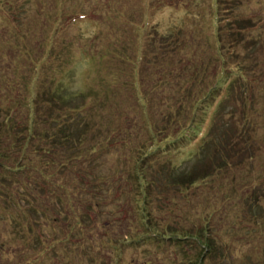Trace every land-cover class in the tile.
I'll list each match as a JSON object with an SVG mask.
<instances>
[{
    "label": "rangeland",
    "instance_id": "obj_1",
    "mask_svg": "<svg viewBox=\"0 0 264 264\" xmlns=\"http://www.w3.org/2000/svg\"><path fill=\"white\" fill-rule=\"evenodd\" d=\"M157 62L164 74L156 68ZM138 75L142 90L146 84L152 94L148 112L152 119L146 126L141 125L134 103L137 96L138 105L147 109ZM217 85L223 86L219 111L213 120L212 114L206 116L207 122L200 127ZM96 86L102 98L90 92L83 98L72 96L73 91ZM184 89L196 93L195 100L190 99L198 103L196 117L192 119L191 108L185 119L167 124L171 113L191 106L184 101ZM41 99L51 109L81 101L84 118L80 119L83 124L89 122L84 131L91 135L85 146L94 139L97 148L101 128L94 129L92 124L133 128L132 139L138 145L148 143L150 129L157 130L153 126L159 125L152 168L165 175L167 168L177 175L207 170L208 179L183 195L160 188L161 221L172 238L143 242L140 248L134 242L125 249L122 242L129 239L122 238L128 232L123 226L132 227V221L138 220L132 196L138 181L129 174L133 164L123 161L134 153L120 144L123 136L117 135L109 154L96 151L95 157L100 158L96 164H103L96 167L97 175L108 176V182L113 179L114 194H106L109 201H99L105 189L101 182L91 189L93 196L81 200L113 206L99 214L81 203L77 215L87 219L81 232L70 235L68 247L62 244L45 252V246L30 245L13 256L1 249L0 264H199L201 249L196 241H179L173 231L195 233L206 222L212 225L210 239L217 248L201 264H264V0H0V117L6 115L4 110L20 107V112L12 114L22 127L27 103ZM193 126L199 129L194 131ZM213 131L217 139L207 144ZM18 137H5L4 145ZM153 145L147 144L145 152L155 149ZM35 146L50 152L41 165L59 164L65 157L64 151L46 141L37 140ZM68 179L62 175L59 183L70 189L76 181ZM9 188L11 193L16 190ZM122 192L129 195L119 196ZM16 214L17 210H4L0 204V243L4 245L17 247L31 238L11 230L15 228L10 219ZM73 215L70 212L58 224L61 239L67 236L66 221L72 224ZM43 231L45 238L54 233ZM69 249L72 254L66 253ZM77 251L82 253L80 261Z\"/></svg>",
    "mask_w": 264,
    "mask_h": 264
},
{
    "label": "trees",
    "instance_id": "obj_2",
    "mask_svg": "<svg viewBox=\"0 0 264 264\" xmlns=\"http://www.w3.org/2000/svg\"><path fill=\"white\" fill-rule=\"evenodd\" d=\"M233 46L234 44L230 46V49L233 48ZM232 54L233 52H231V55ZM154 64L156 65V68L161 70V74H164V69L160 67V63L157 62ZM139 75L137 77V80L139 82V87L142 90ZM39 79L40 76H36V83L38 85L42 81ZM50 80L51 78L49 77L48 81ZM145 85L146 84H143L142 95L144 97V103L145 105H147V109H145L143 106L138 105L137 96L134 102L135 104H137L136 107L140 112L139 119L144 123L141 124L143 126H146L147 121L149 119H152V115L148 114L150 110L149 108L152 105L149 96H152V94H150V89ZM188 85L189 83H187V86ZM97 86L87 87V91H73L72 96L77 99L79 97L83 98L86 97L88 92H90L95 95L98 94L99 98H102V94L99 92ZM221 87L223 88L222 85H217V87L213 89V92L216 93L215 97H213L211 105L206 104L203 112L205 113V119L203 122L201 121L200 127L202 126V124L207 122L206 116H211L212 114L213 120L215 115L214 112L219 111L221 105ZM183 91V98L185 103L188 104L190 102L191 106L185 108L179 107V109H177L173 115L171 113V116L168 117L167 124H171L179 118L185 119L188 114L192 112L190 111L188 113V110L191 108L194 111L191 115L192 119L196 117L198 103L194 105L195 101L190 100L191 97H194V95H196V93H193V95L192 91H188L187 89H184ZM210 94L211 92L209 93V95ZM31 98L32 97H30V99ZM207 98L210 99V97ZM30 101L34 102V100L32 99ZM43 104V99H41L40 102L27 103V108H25L27 118L25 119L24 125L22 127L17 125L18 117L15 114H12L14 109H11V111H9L10 113L4 110L3 114L6 115L0 117V204L2 205V208L4 210L7 209V211H11L13 208L14 210H17V213L19 212V214H16L15 217H12L10 219L11 224H13L15 228V230L12 228L11 230L14 231L15 234L20 233L23 236L28 235L31 237L26 243L24 242L23 245L17 247L15 245H4L0 243V250H9V254L13 256L15 252L16 254L23 253L25 249H27L30 245L34 247L45 246V252L49 250L53 251L55 250V248H60V245L62 244H66L68 247L71 239L70 235H72L74 231L81 232L83 230L82 222L87 219L83 215H81L80 217H78L77 215L79 214V211H76V209H79L81 207V203L86 204L87 208H89L90 210L94 209L96 210V212H100L105 208L109 209L110 206H113V204L111 203L106 204L105 202L102 203L98 201H88L87 203L84 201L82 202L81 200L85 199V195H87V197H89L90 195L93 196L91 189L97 188V183L101 182H103L105 189L103 195L98 196L99 201H109V197L107 199L106 194H114L115 182L113 181V179L108 182V180L110 179L108 176L103 177L97 175L96 167L103 164H96L97 162H99L100 158L95 157L99 151L109 154V151L112 150L115 146L113 145L112 141H114L117 135L123 136L122 143L120 144L123 147L132 150L134 153L129 157L125 156L123 161L125 163L130 160L128 165L133 164V172H130L129 174L130 177L133 175L138 181V191L136 194L132 195L134 196L135 206L137 207L136 212L138 214V220L136 222L132 221V227L123 224V228L125 229L124 232H127L126 230H128V232L126 235L123 234L122 238L124 239L125 237H127L129 241L125 244L122 242V245L125 248L128 246V244L133 245L134 242H136L137 246L140 248L143 242L159 241V243H162L163 241L167 240V238H172L170 233L168 232L167 226L165 225L164 227V224L161 221V213L163 212L164 208L160 207L163 206L161 202L162 197L160 195L161 191H159L160 188L164 187L163 189H166L165 192H174L178 195H183V193L188 192L190 188L197 187L206 179H208V171L206 170L205 173H202L200 171L196 174L191 173L189 175H177L176 171L175 173L172 172V168H167L165 170V175L163 170L158 171L153 169L152 166L155 163V160L152 157L153 155L158 153L157 147H159L155 142L156 136L161 132V128L159 125L153 126L157 130H151L149 127V142L145 144V142L143 141L140 143V145H138V143L135 142L134 139H132L133 128H128L125 127V125H120V127L116 126L113 129H109L110 126L104 128V124H92L94 126V129L101 128V132L97 133L99 135H97L96 137L97 148H95L94 139L91 145L85 146V141L91 135L87 134L89 132L88 130L84 131L85 127L89 126V122L87 121L86 123H84L87 125H84L82 123V120L80 119L84 118V115L80 110L81 101L78 104L70 107L64 106L63 104L57 105L59 107H57L56 109L44 107ZM96 105L98 106V104ZM212 107H214L213 111ZM20 111V107H16L14 110V112ZM63 111H66L69 115L63 113ZM125 120H127L126 116L123 122H125ZM14 122L15 124H13ZM173 124H175V122ZM212 127L214 128V123ZM193 129L194 131H196L197 129H199V127L196 128L195 126H193ZM162 131H164V134L166 136H169L168 129L164 128L162 129ZM12 134L20 137L22 135V138L18 137L15 141L5 146L4 138L10 137ZM1 135L3 136V138L1 137ZM209 137L210 138L206 142L207 144L217 139V131H213V133L211 132ZM37 140L46 141L51 146V148H60L62 151H64L65 157L63 158V161H61V163L59 164H56L54 161H46L45 164L41 165L40 161L47 157L50 152L46 148L36 147L35 141ZM105 142L107 143L106 146H104L103 144ZM151 143L154 144L152 147H154L155 149L145 152L144 148L147 146V144ZM217 157L218 155L215 154L214 163L211 162L212 167H215V159L217 160ZM93 160H95L96 162H94ZM91 162L95 163L96 165L94 164L92 166ZM76 164H80L82 166L77 167ZM53 168H57V170L50 171ZM76 169H79V171L76 172ZM151 169H153V172L150 173ZM57 173H60L59 177L55 178V175H57ZM65 174L69 176L70 180L75 179L76 181L70 189H67L65 184L61 185L59 183L60 177ZM145 174L147 180L144 178ZM20 176L21 179H19ZM105 177H107V181H105ZM84 182H86V184ZM9 185L11 188L16 187V190H12L11 193ZM155 190H158L159 192L156 193ZM126 194L129 195L128 193L122 192V194H119V196L122 197ZM154 204L156 205V207L158 206L157 210L153 208ZM70 212H73L74 214V221L72 224L68 223L69 220L66 221L69 232L67 236L61 239L59 237V234H61L60 231H56L60 227L57 226L62 222V219H64V217ZM102 213L103 212L101 211L99 214ZM203 222H205V220H203ZM103 226L106 227L107 224ZM211 226L212 225L209 222H206L195 233H189L188 231H181V233H178L179 231L177 230L173 231L176 235V237L174 238H177V240L179 241H185L189 239L196 241V245H198V247H200L201 249V252L199 254V264H201L203 262V259L208 255H213L217 248L212 244V241L210 239V233L212 229ZM43 230H52L54 233L53 235L47 236L45 238V234L47 232H44ZM36 231L37 233H35ZM40 232L42 233V235L40 234ZM21 241H23L22 238ZM38 241H40L41 243ZM0 242H3L1 236ZM66 253L72 254V249H69ZM81 254L82 253L80 251H77L75 253L76 259L79 261L80 257L78 255ZM27 264L32 263L28 262Z\"/></svg>",
    "mask_w": 264,
    "mask_h": 264
}]
</instances>
